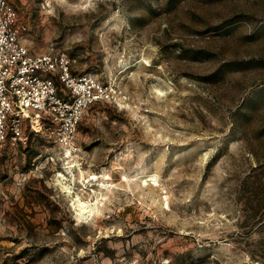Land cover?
<instances>
[{"label": "rangeland", "instance_id": "374dc122", "mask_svg": "<svg viewBox=\"0 0 264 264\" xmlns=\"http://www.w3.org/2000/svg\"><path fill=\"white\" fill-rule=\"evenodd\" d=\"M11 1L105 93L0 141V264H264V0Z\"/></svg>", "mask_w": 264, "mask_h": 264}, {"label": "built area", "instance_id": "2783aa9c", "mask_svg": "<svg viewBox=\"0 0 264 264\" xmlns=\"http://www.w3.org/2000/svg\"><path fill=\"white\" fill-rule=\"evenodd\" d=\"M29 42V23L11 0H0V141L26 143L29 127L50 121L58 146L76 152L78 126L103 98L104 85L92 74L78 73L76 58L65 50L34 52Z\"/></svg>", "mask_w": 264, "mask_h": 264}, {"label": "bare ground", "instance_id": "6f19581e", "mask_svg": "<svg viewBox=\"0 0 264 264\" xmlns=\"http://www.w3.org/2000/svg\"><path fill=\"white\" fill-rule=\"evenodd\" d=\"M35 126L38 127L37 124H35ZM75 165L76 164H74V166ZM66 168H67V170H65V171H67V172L72 171L70 169V166H66ZM65 171L58 174L59 175L58 184H60L62 186V190H64L66 192V194L71 195L72 189L67 184H64V181L62 180V179H66ZM72 198H73L72 205L74 206V209H76L77 214H78L80 219L84 220V219L90 217L91 215H93L94 208L90 207V203L88 204L86 201L82 200L81 197H79V196L72 197ZM95 209H96V206H95Z\"/></svg>", "mask_w": 264, "mask_h": 264}]
</instances>
